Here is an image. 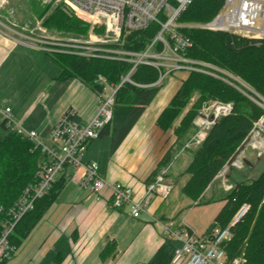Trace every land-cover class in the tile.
I'll list each match as a JSON object with an SVG mask.
<instances>
[{"label": "trees", "instance_id": "1", "mask_svg": "<svg viewBox=\"0 0 264 264\" xmlns=\"http://www.w3.org/2000/svg\"><path fill=\"white\" fill-rule=\"evenodd\" d=\"M224 1L194 0L182 13L180 20L208 22L219 12ZM48 9H44L40 16H44ZM45 25L74 33L84 32L87 28L85 23L61 6L46 16ZM157 32L158 25L155 23L146 30L131 31L121 46L140 52L146 49ZM184 32L193 41V46L187 52L188 57L210 63L242 81L220 72L217 74L223 79L191 71L156 121L164 133H171L175 137V143L170 145L164 158L163 164H166L195 133L197 126L194 119L203 101L218 99L231 104V112L219 117L209 128L207 137L193 153L187 167L190 178L182 189L183 193L200 203L217 175L251 134L256 123L264 117V108L258 103L264 99V40L257 45L253 40L227 32L206 29H186ZM49 55L62 69L63 79L77 78L100 93L105 86L97 82V77L103 75L110 85L117 88L113 117L99 131V137L110 136L111 152L114 153L159 93V72L151 66L139 65L131 74V81L122 83L133 66L130 62L66 53ZM195 93L199 97L191 104L190 98ZM44 159L45 153L41 148L36 147L28 138L11 132L5 119L0 121V230L1 221L6 217L8 209L18 200L24 188L36 180ZM69 169L66 167L48 193L36 201L35 208L17 223L10 236V242L17 248L56 202L66 186ZM224 199L226 203L208 228L207 234L216 225L227 226L239 206L249 203L251 210L233 228L234 238L226 249L230 260L241 258L245 260L241 264H264V171L257 179L242 182L232 188ZM181 245L180 241L167 235L147 264H172L175 251Z\"/></svg>", "mask_w": 264, "mask_h": 264}, {"label": "built area", "instance_id": "2", "mask_svg": "<svg viewBox=\"0 0 264 264\" xmlns=\"http://www.w3.org/2000/svg\"><path fill=\"white\" fill-rule=\"evenodd\" d=\"M7 0H0V6ZM44 5L64 4L76 14L90 18L107 19L112 24L113 45L124 42L131 31H143L155 23L158 32L146 47L136 52L122 46L106 48L97 43L56 40L42 38L31 34L19 33L23 38L31 39L36 47L48 53H66L86 58H106L127 61L133 64L130 72L122 81H131V74L139 65H147L159 72L157 83L176 71H198L216 76L223 75L242 81L210 63L187 56L193 46L192 39L184 32L186 29H206L227 32L253 40L257 45L264 40V0H225L219 12L208 22H182V13L194 0H40ZM65 8V7H64ZM3 34H11L2 30ZM216 71V72H215ZM228 81V79H226ZM97 82L105 86L98 93L99 107L96 114L88 121H81L74 109L66 111L55 123L50 132L51 144H47L36 130H29L18 124L10 107L2 111L3 120L11 132L31 140L45 153V159L36 174V180L29 183L18 200L11 206L6 217L1 221L0 230V264L9 261L17 251V246L10 242L17 223L35 208L36 201L51 189L66 167L83 173L79 179L80 187L94 198H99L106 187L111 190L110 207L127 210L134 217H141L149 208L154 197L166 199L174 189L168 179V168L160 170L154 180L146 185L144 195L137 199L132 187L121 182L107 181L99 171L96 161L85 162L83 157L89 142L99 137V131L113 117V104L117 88L110 85L107 78L99 75ZM244 84V83H243ZM258 102L264 108V99ZM211 111L202 113L196 120L198 141H204L209 128L216 120L228 115L232 106L216 101ZM257 123L264 125V117ZM256 123V124H257ZM229 166V165H228ZM223 169L222 175L226 171ZM251 210L249 203H243L233 214L225 227L216 225L206 235L199 237L185 225H178L171 220L164 225L166 235L181 242L176 249L172 264H241L245 260H230L226 246L234 238L233 228L241 223Z\"/></svg>", "mask_w": 264, "mask_h": 264}, {"label": "crops", "instance_id": "3", "mask_svg": "<svg viewBox=\"0 0 264 264\" xmlns=\"http://www.w3.org/2000/svg\"><path fill=\"white\" fill-rule=\"evenodd\" d=\"M61 72L49 53L31 39L0 32V121L2 111L10 107L18 124L36 130L46 142L66 111L74 109L81 121L90 120L99 107L98 93L77 78H61ZM170 95L165 93L163 99L148 106L114 153L111 143L95 150L92 140L83 157L85 162L96 161L107 181L132 187L137 199L144 195L150 174L170 146L165 143L167 135L156 125ZM181 155L177 161L186 157ZM82 173V169H69L66 186L55 202L60 205L49 208L7 264H147L167 237V222L173 220L193 230L181 217L192 200L185 194L179 198L176 193V205L169 201L173 193L166 199L154 197L147 211L134 218L125 209L110 207L109 187L99 198L89 195L79 184ZM186 176L183 187L190 178ZM169 181L175 188L177 182ZM225 203L217 206L203 227L195 229L197 233L193 230L199 237L207 234Z\"/></svg>", "mask_w": 264, "mask_h": 264}, {"label": "rangeland", "instance_id": "4", "mask_svg": "<svg viewBox=\"0 0 264 264\" xmlns=\"http://www.w3.org/2000/svg\"><path fill=\"white\" fill-rule=\"evenodd\" d=\"M57 6L58 5H44L40 0H7L3 5L0 6V28L9 33H26L42 38H53L56 40L78 41L85 43L93 42L100 44L106 48L120 46L118 44L113 45V43L110 42L112 40V24L110 21H108L107 19L98 20L84 15L76 14L75 12L64 6V4H60L59 6L65 7L64 9L66 11L68 10L69 13L85 23V26L87 27L86 31L76 33L67 32L56 30L52 28L51 25H45L46 16ZM46 8H49L48 12L45 13L44 16H40L41 12ZM187 77L188 71H176L173 74L165 77L161 82L160 91L155 99H163L165 93L166 95L171 94L168 98L171 99V97L174 96V94L177 92V90L180 88L181 84ZM198 97L199 94H193V96L190 98L191 104L195 103ZM216 101L219 100L211 99L203 101L194 119L195 126H197L196 120L199 118V116L204 112L211 111V105H213ZM147 109L148 107L146 108V110ZM197 130L198 127L190 140L184 145V148L177 150V152H175L174 154V157L166 164H163V161L168 153V149L163 153L158 166L150 174V179L148 180H154L155 176L160 173V170L168 168L167 179L169 180L171 178L172 181L177 182L174 191L171 192V194H173L172 196L170 194L171 197L169 199V201L174 205L179 202H173L174 196L178 195L176 194L177 192H179L180 194L179 198L185 196L182 187L187 178L186 175H188L187 167L192 160L193 153L198 150L199 146L202 143V141H198V138L196 136ZM163 134L167 135V139L165 142L167 143V145L168 143H170L169 145L175 143L173 142L175 137H173L171 133L163 132ZM49 141H46V143L51 144L49 143ZM94 141V145H96L94 147L95 150H97L98 148V150H100L101 148H103L105 143L106 145H109L111 143V138L110 136H104L103 138L97 137L94 139ZM181 154L186 157H182L177 161L178 157L182 156ZM185 158L187 163L184 161ZM232 158H234L233 162L228 166L223 175L221 172L224 168L217 175L216 179L212 183L213 188L208 192V194H205L204 196L206 198L199 204L195 203L194 200H191L189 203L190 207L184 209L181 213V217H185L188 225L196 233L197 231L195 229H200L201 227H203L207 218L211 217L217 206L225 201L224 198L232 188L236 187L242 182H251L257 179L259 175L264 171L263 124H256L251 134L239 146ZM184 165L185 168L182 167ZM174 178H176L177 180ZM166 203L168 204L169 202ZM59 205V203H54L51 208ZM15 263L16 262H14V264Z\"/></svg>", "mask_w": 264, "mask_h": 264}, {"label": "water", "instance_id": "5", "mask_svg": "<svg viewBox=\"0 0 264 264\" xmlns=\"http://www.w3.org/2000/svg\"><path fill=\"white\" fill-rule=\"evenodd\" d=\"M234 158H231V160L225 165L224 168H226L228 165H230L233 162Z\"/></svg>", "mask_w": 264, "mask_h": 264}, {"label": "bare ground", "instance_id": "6", "mask_svg": "<svg viewBox=\"0 0 264 264\" xmlns=\"http://www.w3.org/2000/svg\"><path fill=\"white\" fill-rule=\"evenodd\" d=\"M217 74V73H216ZM218 75V74H217ZM192 151V150H191ZM179 176V175H178ZM174 179H176V178H174ZM177 180V179H176ZM56 182V181H55ZM57 196V195H56Z\"/></svg>", "mask_w": 264, "mask_h": 264}]
</instances>
